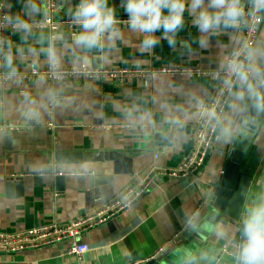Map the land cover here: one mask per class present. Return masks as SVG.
<instances>
[{
  "label": "crops",
  "instance_id": "obj_1",
  "mask_svg": "<svg viewBox=\"0 0 264 264\" xmlns=\"http://www.w3.org/2000/svg\"><path fill=\"white\" fill-rule=\"evenodd\" d=\"M37 11L31 10V4ZM54 20L72 18L79 0H57ZM117 17H127L122 0H108ZM207 0H205V6ZM264 0H255L254 9L261 23L256 43L247 61L246 82L238 81L216 125L212 148L203 166L183 179L156 176L149 187L127 209L103 226L91 229L76 239L89 250L77 260L67 253L68 243L55 244L21 253H0V264H133L151 257L186 222L196 204L205 206L187 229L203 220L211 187L217 181L231 147L230 137L237 129L249 86L252 88L264 71ZM8 18L15 22L43 20V0H5ZM194 15L186 9L184 24L169 46L161 31L154 35L159 43L151 53L139 51L142 34L117 26L121 36L105 38L100 49L84 52L73 44L74 34L60 28L51 39L47 30L8 31L0 44V123L14 122L21 131L0 135V232L13 233L42 225L66 223L92 214L104 202L116 197L126 186L138 185L152 177V170L176 168L193 146L196 105L207 100L214 80L209 76H161L150 81L131 79L126 85L72 81L53 83L41 80L17 81L3 66V54L11 47L16 74L42 69L51 64L54 49L60 67L79 65L95 68H150L171 64L196 66L203 71H220L230 49L241 36V26L201 32ZM79 32V31H78ZM55 36V37H56ZM21 49V51H17ZM87 56V62L83 59ZM242 93V98L238 96ZM129 124L124 131H103L99 124ZM51 124L52 128L48 125ZM161 131L168 138L159 150L149 149L147 137ZM166 137V136H165ZM108 152L113 159L58 169L83 173L63 177L57 185L51 173L56 164L53 152ZM251 177L240 222L248 211L264 201V124L251 144L242 164ZM22 176V177H21ZM16 177L20 182L15 186ZM219 233V234H218ZM242 232L235 224L220 226L213 234L214 244L229 245ZM183 235L165 253L183 243ZM214 253L198 252L190 264H231L221 248Z\"/></svg>",
  "mask_w": 264,
  "mask_h": 264
},
{
  "label": "built area",
  "instance_id": "obj_2",
  "mask_svg": "<svg viewBox=\"0 0 264 264\" xmlns=\"http://www.w3.org/2000/svg\"><path fill=\"white\" fill-rule=\"evenodd\" d=\"M255 1V0H254ZM45 17L43 20L27 22L31 26L30 31L47 30L50 38L53 40L55 34L60 28H65L71 34L76 29H80L73 22V18L54 20V15L58 11L57 0H43ZM255 6V3H254ZM250 9V3L243 8L244 15L240 18L242 28L241 36L232 47L224 60V66L220 71L205 72L196 66H184L179 64L165 65L161 67L150 68H95L93 66L79 65L70 68L60 67L57 64H49L42 69H32L27 73L1 77L4 80L11 79L17 81L41 80L53 83H70L72 81H84L90 84L95 82L116 83L121 86L127 84L131 79H140L150 81L157 77H200L209 76L214 80V87L210 97L196 105V122L193 133V146L189 155L174 169L152 170V177L145 182L132 186L124 187L116 197L100 205L92 214L81 215L66 223H50L31 229L17 231L13 233L0 232V253H21L32 250H38L55 244L68 243L67 253L76 257L77 260L89 250L85 244H79L76 239L81 234L87 233L91 229L103 226L120 212L124 211L149 187L153 177H169L172 179H183L198 171L204 164V161L212 148V142L216 134V125L219 117L224 112L228 102L239 79L234 70L229 67V61L243 65L244 71L249 75L250 70L247 61L254 49L259 32L261 19L259 14ZM119 24L117 26L127 27V17H117ZM8 31H23L15 26L6 13L5 0H0V44L6 40ZM52 128V125H48ZM103 131H124L131 128L129 124H99L95 126ZM21 126L14 122L0 123V135H13L21 131ZM52 175L53 177H72L83 176V173L59 169L51 173H41L39 177ZM22 177V176H21ZM205 202L200 201L196 204L193 212L188 217L184 225L173 234L170 240L149 258L133 264L147 263L163 255L168 249L173 247L179 237L183 235L188 226L196 219L198 214L204 208ZM243 240V234L229 245L221 247L222 252L231 260V264H237V255L239 246Z\"/></svg>",
  "mask_w": 264,
  "mask_h": 264
},
{
  "label": "clouds",
  "instance_id": "obj_3",
  "mask_svg": "<svg viewBox=\"0 0 264 264\" xmlns=\"http://www.w3.org/2000/svg\"><path fill=\"white\" fill-rule=\"evenodd\" d=\"M122 6L127 15V27L143 36L139 43L141 53H151L159 43L154 35L157 31L163 33L169 46L175 45L176 33L184 24L186 9L194 15L193 22L204 33L221 27H235L244 15L239 0H207L206 6L205 0H122ZM31 10L37 11L35 3L31 4ZM71 15L73 22L80 27V31L73 37V44L84 52L102 48L105 38L112 41L121 36L117 27V13L108 0H79L71 10ZM15 26L24 32L31 30V26L20 18H15ZM48 57L55 66L58 57L54 49L49 50ZM83 59L87 62V56ZM3 66L9 70L10 75L16 74L10 46L3 54ZM229 67L240 81L248 80L243 65L229 61ZM238 96L242 98V93ZM242 232L237 264H264V201L249 209Z\"/></svg>",
  "mask_w": 264,
  "mask_h": 264
},
{
  "label": "water",
  "instance_id": "obj_4",
  "mask_svg": "<svg viewBox=\"0 0 264 264\" xmlns=\"http://www.w3.org/2000/svg\"><path fill=\"white\" fill-rule=\"evenodd\" d=\"M242 8L250 3V9L254 7V0H239ZM240 21L237 26H240ZM80 31L76 29L75 33ZM264 124V71L257 78L249 91L246 103L239 116L236 131L230 137L231 147L226 153L225 163L217 181L213 184L206 202V215L194 227L187 229L183 234V243L177 248L164 253L157 259L142 264H190L192 257L198 252L204 251L214 253L215 247H222V244H214L211 238L220 226L228 223L235 224L242 232L243 224L240 222L241 213L245 199L250 187L251 177L242 172L243 160L254 141V135ZM166 136V137H165ZM167 133L155 131L147 137L152 141L149 149L159 150L167 145L162 143L167 139ZM113 159L108 152H53L50 155L52 163L56 164L53 171H58L60 166H79L84 163H96ZM58 166V167H57ZM15 186L21 180L20 177L13 179ZM57 185L64 181L63 177L55 179ZM243 234V232H242Z\"/></svg>",
  "mask_w": 264,
  "mask_h": 264
}]
</instances>
